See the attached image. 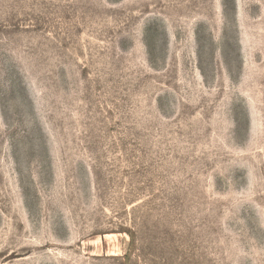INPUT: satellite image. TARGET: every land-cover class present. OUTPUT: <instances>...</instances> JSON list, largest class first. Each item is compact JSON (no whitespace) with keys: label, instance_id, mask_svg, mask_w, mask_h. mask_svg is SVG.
<instances>
[{"label":"rangeland","instance_id":"374dc122","mask_svg":"<svg viewBox=\"0 0 264 264\" xmlns=\"http://www.w3.org/2000/svg\"><path fill=\"white\" fill-rule=\"evenodd\" d=\"M0 264H264V0H0Z\"/></svg>","mask_w":264,"mask_h":264}]
</instances>
